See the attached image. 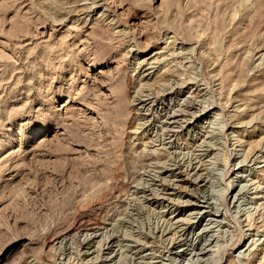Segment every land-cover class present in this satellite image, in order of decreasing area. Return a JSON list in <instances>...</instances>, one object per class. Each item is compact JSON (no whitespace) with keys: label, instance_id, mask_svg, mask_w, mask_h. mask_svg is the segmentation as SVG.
I'll return each mask as SVG.
<instances>
[{"label":"rangeland","instance_id":"1","mask_svg":"<svg viewBox=\"0 0 264 264\" xmlns=\"http://www.w3.org/2000/svg\"><path fill=\"white\" fill-rule=\"evenodd\" d=\"M174 38L190 72L141 69ZM174 112L192 123L164 125ZM93 217L82 264H264V0H0V264H77Z\"/></svg>","mask_w":264,"mask_h":264},{"label":"bare ground","instance_id":"2","mask_svg":"<svg viewBox=\"0 0 264 264\" xmlns=\"http://www.w3.org/2000/svg\"><path fill=\"white\" fill-rule=\"evenodd\" d=\"M95 3H97V1L95 2V1H93V3H91V4H95ZM58 4V3H57ZM61 4V3H60ZM59 4V5H60ZM66 4V3H65ZM177 6V5H176ZM86 8H91V9H93V7L91 6V5H88V6H86ZM244 8H245V10L247 11V14L249 13V10H250V6L248 5V4H245L244 5ZM87 10V9H86ZM181 12V14L183 15V18H184V16H185V13H186V11H180ZM233 21L234 20H236V14L234 15V17H233V19H232ZM230 25H231V23H230ZM190 27L192 26V25H189ZM229 26V23L226 21V19L224 18V20H220V22L217 24V26H216V28H217V32H216V34H219V32L220 31H223V30H227L226 28ZM227 34V33H226ZM172 37V36H171ZM167 39H170V37H167ZM212 39V38H211ZM178 40V38H174L173 40H171L170 41V43L168 44L170 47L168 48V49H166V52H156L154 55H152V56H150L149 57V59L147 60V59H145V60H142V61H139L137 64H140L139 66H141V69L142 68H144V67H146V66H149L148 68H147V70L149 69V68H155V67H157L156 68V70H158V69H164V71H163V73L164 74H169L171 71H181L182 72V74H183V69L184 68H186L187 70H186V73H187V71L188 72H190L189 70H191V66H188V65H186V64H188V63H191V61H190V59H191V56H189L188 54H187V52H184V49H183V47H178L177 46V41ZM180 44V43H179ZM188 67V68H187ZM195 68V67H194ZM258 68V67H257ZM146 70V71H147ZM136 71V70H135ZM185 72V71H184ZM150 75H151V73H149V74H145V75H141L142 77H141V79L140 80H145V79H147L146 80V82H143L142 84H141V89L140 90H138L137 91V99H139V100H141V101H144L145 103H144V108L146 109L149 105H150V103H151V101H152V97H151V92H150V89L151 88H148V87H145V85H147V82L149 81V80H151L152 79V77L153 76H151L150 77ZM163 75V74H162ZM187 75H189V74H186V76ZM179 79H181V77L179 78ZM190 79V78H189ZM191 81H192V79H191ZM196 82V81H195ZM141 83V82H140ZM170 84V83H169ZM185 84H186V81H184V82H182L179 86H181V88L182 87H184L185 86ZM161 85H163V86H165L166 84L164 83V84H161ZM171 85V84H170ZM178 85V84H177ZM176 85V86H177ZM167 87L170 89H175L174 87H173V85L172 86H169L168 84H167ZM186 87V86H185ZM184 87V88H185ZM153 89V88H152ZM169 89H166V88H161V90L163 91V92H165V91H167V90H169ZM173 92H175V91H173ZM197 93H200V92H197ZM196 95V94H195ZM143 97H145L146 99H142ZM195 101H196V99H195ZM188 105V104H187ZM194 101L193 102H191L190 103V105H188L190 108H193L194 107ZM180 107V106H179ZM195 108V107H194ZM212 109H214V108H212ZM146 110H149V108H147ZM200 111H205V107L203 106L202 107V109H199ZM208 110V109H207ZM182 111V110H181ZM184 111V110H183ZM189 112V111H188ZM182 113V112H181ZM196 112H192V113H190V115L192 116V118L196 115L195 114ZM180 115H185L184 113H182V114H180ZM176 116H178L175 112L174 113H172V114H169L167 117H165V118H167V120L165 119V121H164V125H167L168 127H171L172 125H174V124H179V125H181L183 128L185 127V125H187V126H189L192 122L189 120V119H187V120H180V119H178V118H176ZM146 117V116H145ZM144 117V118H145ZM147 118V117H146ZM145 118V119H146ZM150 119H148L147 121H149ZM147 121L146 122H141V123H138V125H137V127L135 128L136 130H135V132L134 133H136L135 134V138L136 139H138L139 140V145H141L142 146V150L145 152V154L144 155H149L150 156V159H153V157L155 158V156L157 155V154H159L160 152L158 151V147L157 148H153V150H150L149 149V147L151 148L152 146L154 147V146H156V144H154L155 142H160L159 144H161V143H163L164 141H165V139H160V140H158V139H154L153 137H151L150 136V133H149V131H150V129L151 128H149L150 126H151V123L150 124H148L147 123ZM189 121V122H188ZM183 122V123H182ZM185 122V123H184ZM148 124V125H147ZM186 126V127H187ZM165 127V126H164ZM164 127H163V130H164ZM166 128V127H165ZM172 128V127H171ZM167 132L168 131H172V129L170 130V129H165ZM138 131H140V132H138ZM38 134H40V131L38 132ZM167 135H168V133H166ZM171 134V133H170ZM173 136V135H172ZM171 135H170V137L169 138H171L172 137ZM164 138V137H163ZM163 141V142H162ZM173 145L174 144H172L171 145V147H173ZM176 145H174V147H175ZM167 149V148H166ZM139 156H141V155H139ZM138 156V157H139ZM143 156V155H142ZM141 156V157H142ZM141 157H139V158H141ZM143 157H145V156H143ZM147 158V157H146ZM145 158V159H146ZM261 158V157H260ZM135 159V160H134ZM133 159V163H134V165L136 164V163H138V162H140V159H138V158H134ZM138 159V160H137ZM143 159V158H142ZM257 160V159H256ZM150 162H152V161H150ZM224 162H225V164H227L228 162H229V159L228 158H225V160H224ZM147 164V163H146ZM131 165V164H130ZM145 165V164H144ZM149 165V164H148ZM150 166V165H149ZM131 167H133L132 165H131ZM145 167V166H144ZM135 168V167H134ZM181 168V167H180ZM121 163L120 164H115L114 166H112L111 167V169L109 170V172L108 171H106V172H101V173H99V175H97L98 177H101V178H104V177H110V178H114V179H116L115 177H116V175L119 173V172H121ZM197 173V172H196ZM97 174V173H96ZM95 175V174H94ZM63 176V175H62ZM118 176V175H117ZM172 176V175H171ZM95 179H96V177H95ZM98 179V178H97ZM100 179V178H99ZM209 179V178H208ZM165 181V180H164ZM86 184H88V185H85L84 186V189H88L89 187H90V184L88 183V182H85ZM139 183V182H138ZM164 183H166V182H164ZM58 186V185H57ZM56 186V187H57ZM141 186V185H140ZM139 186V187H140ZM141 188V187H140ZM75 199V198H74ZM160 200H164L165 198L164 197H161V198H159ZM167 201L168 200H170V199H166ZM66 202V201H65ZM170 203H172V201L170 200ZM68 204H71V202L70 203H68ZM65 206H68V205H65ZM72 206V205H71ZM165 206V205H164ZM169 205H167V207H168ZM64 207V206H63ZM72 208V207H71ZM70 208V209H71ZM74 208H75V206H74ZM69 209V208H68ZM69 209V210H70ZM57 210V209H56ZM230 211V210H229ZM65 212V211H64ZM182 212V211H181ZM181 212L179 213V214H181ZM75 215H76V213H67V214H65V215H63V218H61L60 220H59V222H57V224H56V227H55V229H54V231H56L57 229H59V228H64L65 226H67V225H69L70 224V220H71V218L72 217H75ZM176 217V216H175ZM79 219V218H78ZM77 219V220H78ZM256 218H253V216L250 214V213H246V221L249 223V225H252V224H254L253 223V221L255 220ZM179 220V219H178ZM181 220V219H180ZM187 220V219H186ZM181 221H184V219H182ZM191 221H188V225L185 227H183V228H181L182 230H181V232H182V236H185V238H183L182 240H186L187 238H188V234H189V232H192V230H193V222L192 223H190ZM175 223V222H174ZM105 224H107L106 223V221H102L101 220V218H99V217H93V218H91L89 221H84V222H81V221H79V222H77V224H75L76 226H75V234L76 235H74V236H79V241H80V244H81V249H79L80 251L78 252L79 253V255L81 256V263L80 262H78V263H80V264H82L85 260H86V258H87V256H89L91 253H89V251L91 250H87V251H85L84 253H83V251H82V249H83V247H84V245H88V246H94L93 245V243H94V239L96 238V237H99V236H101L102 235V233H100V231L102 230V231H104L106 228H107V226H105ZM169 224H170V227L169 228H172V222L170 221L169 222ZM176 225V224H175ZM178 227H180V226H178ZM206 227V226H205ZM167 229V228H166ZM104 234V233H103ZM83 235V239H82V236ZM73 236V237H74ZM104 236V235H103ZM70 237V236H69ZM105 237V236H104ZM108 238H111V240L110 241H107L108 240ZM116 237H111V236H109V237H106V243L103 245V247L105 246L106 247V245H107V248H111V246H113V244H111V246L109 247V244L110 243H112V241L115 239ZM117 239V238H116ZM115 239V240H116ZM64 240H66V239H64ZM104 240V241H105ZM181 240V241H182ZM115 242V241H114ZM61 243V242H60ZM104 243V242H103ZM80 244H79V246H80ZM101 246V245H100ZM100 246H99V249H100ZM98 248V247H97ZM95 249H96V247H95ZM96 250H98V249H96ZM100 251L102 252V247H101V249H100ZM100 251H98V252H100ZM94 252V251H93ZM92 252V253H93ZM98 254V253H97ZM177 255H180V256H178V257H184V254L185 253H179V252H177L176 253ZM103 256L102 255H100L99 257H97L96 256V258L97 259H92V258H90V259H88L89 261L88 262H99V260H108V258H102ZM101 258V259H100ZM237 258V257H236ZM79 259V260H80ZM77 263V264H78ZM29 264H30V262H29ZM66 264V263H65ZM151 264V263H150Z\"/></svg>","mask_w":264,"mask_h":264}]
</instances>
